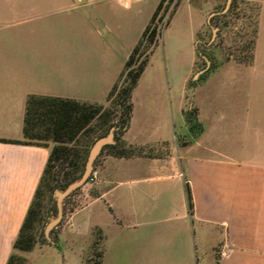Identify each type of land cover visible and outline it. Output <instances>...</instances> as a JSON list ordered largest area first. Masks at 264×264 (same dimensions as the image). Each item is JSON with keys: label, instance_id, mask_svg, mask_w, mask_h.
Returning a JSON list of instances; mask_svg holds the SVG:
<instances>
[{"label": "crops", "instance_id": "obj_1", "mask_svg": "<svg viewBox=\"0 0 264 264\" xmlns=\"http://www.w3.org/2000/svg\"><path fill=\"white\" fill-rule=\"evenodd\" d=\"M104 1L0 0V264L14 252L52 151L3 140H24L31 96L105 104L161 2L149 8L148 0L126 3L137 14L147 8L151 14L127 42L125 35L108 39ZM189 62L181 86L147 89L148 102L139 113L133 108L124 129L123 140L150 155L104 154L84 208L71 213L52 251L39 248L40 258L65 261L73 244L68 230L86 212L87 247L95 229L105 235L102 264H264V141L254 135L252 106L229 118L228 110L217 108L229 97L217 98V86L199 87L193 100L205 131L184 145L194 57ZM226 249L229 255L217 256Z\"/></svg>", "mask_w": 264, "mask_h": 264}, {"label": "rangeland", "instance_id": "obj_2", "mask_svg": "<svg viewBox=\"0 0 264 264\" xmlns=\"http://www.w3.org/2000/svg\"><path fill=\"white\" fill-rule=\"evenodd\" d=\"M135 1L107 0L99 4L110 7L108 22L112 25V35L108 36L109 40L125 35L129 42L139 36L140 30L137 29L139 23L141 25L144 22L145 25L148 23L151 14L147 9L154 0H148L146 6L148 8L140 14L134 11V5L130 8L125 7L126 3ZM69 4H71L69 1L61 3L63 6ZM91 6L96 7L97 4ZM87 12L90 17L95 16L91 10ZM160 15L163 16V20L159 23L160 34L154 50L143 49L141 52L145 53L142 59L148 55L149 63L134 90L133 108L138 113L143 110L144 103L150 98L147 94L150 87L181 86L187 74L189 61L194 57L187 79L190 91L187 109H197L199 116L193 92L202 86H217V98L229 97L228 103L217 102L218 110H228L229 118H239L246 108L252 106L254 135L264 141V0H166ZM95 22L98 23L97 20ZM198 22L201 23L200 28L193 40L192 34ZM115 101L116 98L105 105L111 107L113 119L119 124L121 108ZM118 126L115 127L117 128L115 140L118 137L125 148L133 146H129L130 144L123 140L124 129L127 126L121 124ZM221 128L227 129L219 127L220 130ZM97 134L98 132H95L91 136L80 138L78 150L83 155L88 149L90 152L94 144L89 145ZM38 143L49 144V147H52L47 141L40 140ZM254 143L256 145L257 141ZM219 145L228 149V143L223 142ZM104 154L107 152L96 159L94 169L98 170ZM94 184L87 183L76 194L65 198L63 218L51 231L50 238L45 230L50 220L58 215L54 198L56 190H44L40 199L43 205L42 214L33 234L37 241L33 249L36 254L14 251L17 256L16 264L21 263L20 258L24 259V264H87V262L94 264V260H90L93 255L91 244L94 238L87 247L91 235L85 219L86 212H81L75 218L73 227L68 230L70 232L67 235L73 244L65 251V261L50 257L49 254H46L45 258H40L43 256L39 255V248L52 251L51 247L57 246L55 235L65 228L71 213L84 208L89 199L87 194L92 192ZM82 218L83 224L79 221ZM101 247L103 245H97V253ZM226 251L228 249L218 250L217 256L225 257L222 253Z\"/></svg>", "mask_w": 264, "mask_h": 264}, {"label": "trees", "instance_id": "obj_3", "mask_svg": "<svg viewBox=\"0 0 264 264\" xmlns=\"http://www.w3.org/2000/svg\"><path fill=\"white\" fill-rule=\"evenodd\" d=\"M165 1L161 0L157 6L140 40L126 60L122 73L108 95L107 103H111L116 98L115 104H118L121 108L119 124L113 119L111 107H107L105 104L50 96H31L27 105L23 129L24 140H3V142L43 147H49L50 145L38 143L40 140L52 144V151L44 174L20 233L15 240L14 251L31 252L35 248L37 241L33 234L42 214L43 205L40 203V199L44 190H64L69 184L83 175L89 149L84 155L78 150L80 138L91 136L92 133L98 132L89 145L92 146L98 139L106 136L113 127H119L118 125L120 124L125 125V127L129 125L133 112V93L149 63L148 55H146L145 59H142L145 53L141 52L143 49H153L157 43V37L160 34L159 23L163 20V16L160 13ZM153 50H151L152 53L150 52L151 55L153 54ZM185 118L189 126V140L188 142H184V145L194 143L205 131L204 125L199 119L197 109L185 111ZM106 152L111 156L127 158L150 155V149H141L135 146L125 148L124 143L118 137H116V143L106 145L100 155ZM89 181L90 177L87 183ZM81 188L77 189L70 196L76 194ZM190 207L192 210L191 194ZM93 236L94 240L91 246V253L93 255L90 260H94V264H102L105 256V235L101 229H95ZM99 244L103 245V247L97 253L96 247ZM16 260L17 256L13 253L7 264H16ZM19 261H21L20 264H24V259L20 258Z\"/></svg>", "mask_w": 264, "mask_h": 264}, {"label": "water", "instance_id": "obj_4", "mask_svg": "<svg viewBox=\"0 0 264 264\" xmlns=\"http://www.w3.org/2000/svg\"><path fill=\"white\" fill-rule=\"evenodd\" d=\"M116 130H117V128L113 127L106 136L98 139L94 143L93 147L91 148V150L89 152L83 175L79 179H77L74 182H72L71 184H69L66 189H64V190L57 189L54 192V198L56 200L57 208H58V215H57V217L52 218L50 220V223L46 227V230H45L46 235L49 238H50L51 231L61 222V220L63 218L65 198L70 196L77 189H79V188H81L87 184L89 177L92 175V173L94 171V163H95L96 159L98 158V156L101 154L103 148L106 145L116 143V140H115V131Z\"/></svg>", "mask_w": 264, "mask_h": 264}, {"label": "built area", "instance_id": "obj_5", "mask_svg": "<svg viewBox=\"0 0 264 264\" xmlns=\"http://www.w3.org/2000/svg\"><path fill=\"white\" fill-rule=\"evenodd\" d=\"M97 177H98V171H97L96 169H94L92 175L90 176V181H89V183H90V184H94V183L96 182V180H97ZM228 254H229V251H226V252H223V253H222L223 256H226V255H228Z\"/></svg>", "mask_w": 264, "mask_h": 264}]
</instances>
